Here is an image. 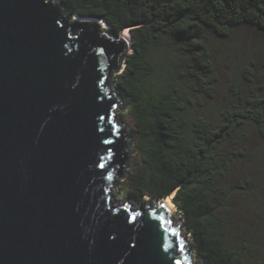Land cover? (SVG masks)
I'll list each match as a JSON object with an SVG mask.
<instances>
[{"label": "water", "instance_id": "water-1", "mask_svg": "<svg viewBox=\"0 0 264 264\" xmlns=\"http://www.w3.org/2000/svg\"><path fill=\"white\" fill-rule=\"evenodd\" d=\"M62 12L0 0V264H192L165 203L112 200L128 155L108 80L131 41Z\"/></svg>", "mask_w": 264, "mask_h": 264}, {"label": "trees", "instance_id": "trees-1", "mask_svg": "<svg viewBox=\"0 0 264 264\" xmlns=\"http://www.w3.org/2000/svg\"><path fill=\"white\" fill-rule=\"evenodd\" d=\"M59 1L65 16L101 19L131 37L115 83L136 150L125 195L173 194L199 264H264V156L246 143L248 126L264 137V88L252 65L243 87L229 83L215 117L202 110L218 81L207 34L241 24L264 31V0Z\"/></svg>", "mask_w": 264, "mask_h": 264}, {"label": "rangeland", "instance_id": "rangeland-1", "mask_svg": "<svg viewBox=\"0 0 264 264\" xmlns=\"http://www.w3.org/2000/svg\"><path fill=\"white\" fill-rule=\"evenodd\" d=\"M128 32V31H127ZM129 34V32H128ZM130 37V35H129ZM131 40V37H130ZM207 46L210 54V60L214 67V72L217 76V84L215 87L214 97L211 101H206L203 107V113L210 117H215V107L224 102L226 94L228 92V85L232 80H238L241 87L245 85V78L243 76V68L248 65H252L255 71V80L257 84H260L264 88V31L256 30L248 24H241L234 28L227 36H217L207 34ZM132 49H129V53ZM125 63L123 61L122 66ZM119 72L112 73L109 77L110 88L117 91L120 96L121 107L117 109V123L121 129L125 131V144L122 152L128 155L125 161L122 173L119 177H116L112 183L111 193L114 205L120 206L126 203L130 208L136 209L141 200L158 202L162 198H154L149 195H143L141 200H137L134 197L125 195V181L128 172H130L131 163L135 156V145L131 134V119L127 115V101L124 93L115 84L117 75ZM264 92V91H263ZM212 104V107L210 106ZM211 108V109H210ZM248 133V140L246 143L257 153L264 156V137H261L255 128L248 126L246 129ZM128 139V140H127ZM130 145V149L127 146ZM264 159V157H263ZM264 167V161L261 162ZM240 172L246 171L242 166H238ZM173 194L166 197L172 198ZM174 201V200H173ZM175 203L174 212H170V219L174 225H177L179 218L180 234L187 239V245L191 246V253L194 264H199L198 254L192 246L193 236L190 232H187L182 225V215L177 209Z\"/></svg>", "mask_w": 264, "mask_h": 264}, {"label": "bare ground", "instance_id": "bare-ground-1", "mask_svg": "<svg viewBox=\"0 0 264 264\" xmlns=\"http://www.w3.org/2000/svg\"><path fill=\"white\" fill-rule=\"evenodd\" d=\"M62 13H63V12H62ZM75 18H78V17H75ZM79 19H81V20H85L86 18H79ZM70 21H71V20H69V22H70ZM101 22H102V27L105 28V27H106L105 23H103V21H101ZM121 34H122L124 37H126L129 41H131V40H130V37H129V34H128V32H127L126 29L123 30V31L121 32ZM127 140H128V139H127ZM127 148L130 149V145L127 146ZM160 201L163 202V203H165V204L169 207L171 213L174 212V208H175L174 205H175V203H174V201L171 199V197H163Z\"/></svg>", "mask_w": 264, "mask_h": 264}, {"label": "snow or ice", "instance_id": "snow-or-ice-1", "mask_svg": "<svg viewBox=\"0 0 264 264\" xmlns=\"http://www.w3.org/2000/svg\"><path fill=\"white\" fill-rule=\"evenodd\" d=\"M101 167H103V165H101Z\"/></svg>", "mask_w": 264, "mask_h": 264}]
</instances>
